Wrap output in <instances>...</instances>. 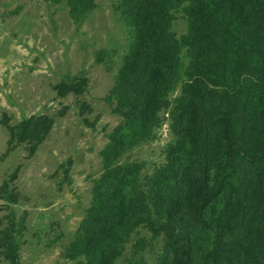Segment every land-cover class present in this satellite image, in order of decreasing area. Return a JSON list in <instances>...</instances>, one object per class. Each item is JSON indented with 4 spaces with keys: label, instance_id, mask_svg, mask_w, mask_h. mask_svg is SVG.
<instances>
[{
    "label": "trees",
    "instance_id": "trees-1",
    "mask_svg": "<svg viewBox=\"0 0 264 264\" xmlns=\"http://www.w3.org/2000/svg\"><path fill=\"white\" fill-rule=\"evenodd\" d=\"M91 2L73 0L72 12ZM119 2L131 39L104 99L120 122L61 256L114 264L143 228L161 239L155 264H264V0ZM177 10L186 20L181 35L172 30ZM85 86V78L68 82L69 90ZM163 110L172 135L164 162L151 174H142L141 162L117 163L154 136ZM51 124L45 116L24 119L17 142L38 143ZM22 229L10 218L0 231L8 260L0 264H19L14 232ZM146 245L137 240L135 253Z\"/></svg>",
    "mask_w": 264,
    "mask_h": 264
},
{
    "label": "rangeland",
    "instance_id": "rangeland-1",
    "mask_svg": "<svg viewBox=\"0 0 264 264\" xmlns=\"http://www.w3.org/2000/svg\"><path fill=\"white\" fill-rule=\"evenodd\" d=\"M119 3L93 0L72 12L73 0H0V231L10 218L16 229L23 225L22 235L14 232L19 264H74L61 253L79 230L101 152L120 122L104 99L131 39ZM172 30H186L181 10ZM74 78L86 79L84 89H68ZM36 116L52 120L47 134L38 143L17 142L19 123ZM153 133L117 163L141 162L142 174H151L172 140L168 111ZM142 237L147 245L136 254L133 244ZM160 249L161 239L140 228L114 264H155Z\"/></svg>",
    "mask_w": 264,
    "mask_h": 264
}]
</instances>
